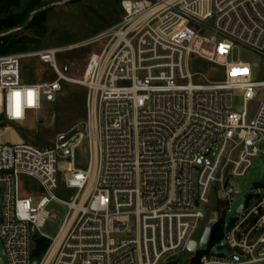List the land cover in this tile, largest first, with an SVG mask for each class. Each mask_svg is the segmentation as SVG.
Wrapping results in <instances>:
<instances>
[{
	"label": "built area",
	"instance_id": "built-area-1",
	"mask_svg": "<svg viewBox=\"0 0 264 264\" xmlns=\"http://www.w3.org/2000/svg\"><path fill=\"white\" fill-rule=\"evenodd\" d=\"M120 7L116 26L82 44L106 40L80 79L66 76L57 60L75 46L0 56V118L10 123L37 121L63 82L88 89V122L73 130L66 149L61 136L49 147L0 142V264H162L197 241L212 190L223 206L214 209L211 224L222 226L214 244L229 256L209 252V242L198 264H264V193L247 196L225 220L239 198L235 179L264 144V68L254 80L250 63L229 61L238 46L264 54V0H121ZM33 56L52 68L54 80L24 82L21 60ZM198 61L223 74L194 71ZM85 140L89 162L81 169L75 150ZM67 158L66 185L77 190L69 203L54 194ZM22 176L36 180L43 195L25 196ZM54 201L69 211L50 238L40 228L57 219L48 208ZM36 238L48 241L39 257Z\"/></svg>",
	"mask_w": 264,
	"mask_h": 264
},
{
	"label": "rangeland",
	"instance_id": "rangeland-1",
	"mask_svg": "<svg viewBox=\"0 0 264 264\" xmlns=\"http://www.w3.org/2000/svg\"><path fill=\"white\" fill-rule=\"evenodd\" d=\"M121 0H21L18 7H13L8 14H14L22 19V22L4 32L0 36H11L20 46L26 47V51L10 54H31L51 48H67L58 55V64L62 71L72 79L82 78L89 57L92 53H99L106 40L88 45H82L97 34L116 26L122 17L120 7ZM37 15L34 24L31 20ZM9 55V54H8ZM5 56V55H4ZM248 62L253 66L254 80L263 78L264 54L253 51L244 46L235 48L229 61ZM194 65V71L205 73L209 78H214L223 71L220 67L205 61H198ZM22 78L24 82H47L56 78L52 68L37 57H24L21 60ZM220 76V75H219ZM195 83H204L201 77L194 78ZM88 89L75 81L62 83V91L55 102H44V108L38 116V120L30 119L26 125L10 123L0 118V142H17L34 144L40 147H49L55 144L59 136L68 134L76 128H85L88 122L87 111ZM234 110L241 113L245 104L239 92L235 93L233 100ZM258 105V100H252L247 108L252 114ZM76 166L86 169L89 162L87 141H83L75 150ZM69 159L61 160V168L58 171V187L54 194L62 201L71 202L77 192L66 185L67 173L63 169L64 163ZM22 187L25 196L34 198L43 195L39 183L27 176H22ZM239 198L226 212L227 223L236 216L237 207L245 202L247 196L260 191L264 193V144L259 146V152L246 174L235 179ZM213 199L211 206L205 210V218L197 224L193 238L199 241L207 226L212 227L214 209H221L222 204L217 201V192L211 191ZM2 196L0 195V215ZM57 213V219L48 220L40 232L54 238L69 211L67 205L54 201L49 207ZM219 214L217 216V219ZM135 218L131 219V232L135 233ZM264 251V244L262 246ZM209 252L229 256L227 249L214 244ZM196 253L180 251L178 254L167 256L162 264H191ZM0 258L3 259L2 247Z\"/></svg>",
	"mask_w": 264,
	"mask_h": 264
},
{
	"label": "trees",
	"instance_id": "trees-1",
	"mask_svg": "<svg viewBox=\"0 0 264 264\" xmlns=\"http://www.w3.org/2000/svg\"><path fill=\"white\" fill-rule=\"evenodd\" d=\"M21 0H0V33L9 30L22 22V19L14 14L7 13L13 8L18 7ZM37 15L31 20L30 25L34 24ZM26 47L20 46L11 36H0V56L8 55L10 53L26 51ZM210 246L222 238L221 220L212 225ZM37 248L34 251L36 257L41 256L43 251L48 246V241L42 238H36ZM206 254L205 252H196L195 257L192 259L191 264H198L201 257Z\"/></svg>",
	"mask_w": 264,
	"mask_h": 264
},
{
	"label": "water",
	"instance_id": "water-1",
	"mask_svg": "<svg viewBox=\"0 0 264 264\" xmlns=\"http://www.w3.org/2000/svg\"><path fill=\"white\" fill-rule=\"evenodd\" d=\"M76 139L74 135V131L68 133V134H63L60 137V141L63 142V148L66 149L68 145ZM235 197L231 200L232 202L235 201ZM243 208L242 205H240L237 209V213L240 212V210ZM211 231L212 228L211 226H207L204 230V233L201 237V239L197 242L194 240H190L188 245H187V251L189 253H196V252H205L208 250L210 238H211ZM34 264H37V261L34 262Z\"/></svg>",
	"mask_w": 264,
	"mask_h": 264
},
{
	"label": "snow or ice",
	"instance_id": "snow-or-ice-1",
	"mask_svg": "<svg viewBox=\"0 0 264 264\" xmlns=\"http://www.w3.org/2000/svg\"><path fill=\"white\" fill-rule=\"evenodd\" d=\"M234 71H242V70L237 69V70H234ZM17 95H18V94H17ZM29 95H31V93H29ZM19 114H20V113H19V110L17 109V111H16V115L19 116Z\"/></svg>",
	"mask_w": 264,
	"mask_h": 264
},
{
	"label": "bare ground",
	"instance_id": "bare-ground-1",
	"mask_svg": "<svg viewBox=\"0 0 264 264\" xmlns=\"http://www.w3.org/2000/svg\"><path fill=\"white\" fill-rule=\"evenodd\" d=\"M68 81H71V80H68Z\"/></svg>",
	"mask_w": 264,
	"mask_h": 264
}]
</instances>
